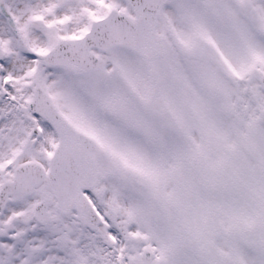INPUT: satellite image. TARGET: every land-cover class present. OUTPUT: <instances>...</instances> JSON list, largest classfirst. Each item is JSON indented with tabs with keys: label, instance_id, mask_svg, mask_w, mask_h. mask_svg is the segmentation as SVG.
Here are the masks:
<instances>
[{
	"label": "snow or ice",
	"instance_id": "6c2138e0",
	"mask_svg": "<svg viewBox=\"0 0 264 264\" xmlns=\"http://www.w3.org/2000/svg\"><path fill=\"white\" fill-rule=\"evenodd\" d=\"M0 264H264V0H0Z\"/></svg>",
	"mask_w": 264,
	"mask_h": 264
}]
</instances>
